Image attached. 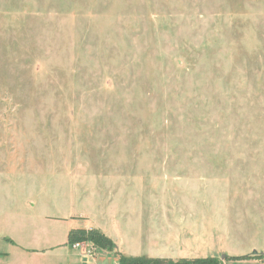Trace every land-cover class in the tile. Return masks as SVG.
I'll return each instance as SVG.
<instances>
[{"label": "rangeland", "instance_id": "rangeland-1", "mask_svg": "<svg viewBox=\"0 0 264 264\" xmlns=\"http://www.w3.org/2000/svg\"><path fill=\"white\" fill-rule=\"evenodd\" d=\"M95 224L264 264V0H0V264Z\"/></svg>", "mask_w": 264, "mask_h": 264}, {"label": "crops", "instance_id": "crops-1", "mask_svg": "<svg viewBox=\"0 0 264 264\" xmlns=\"http://www.w3.org/2000/svg\"><path fill=\"white\" fill-rule=\"evenodd\" d=\"M78 229V228H76ZM84 230H98L102 229L98 224L91 227L80 228ZM72 230V229H71ZM101 230V231H102ZM107 238L112 240L118 239V253L121 254V237L120 235L106 234L102 231ZM8 243V242H7ZM17 254L22 263L32 262L37 264H119L118 257L114 252H107L99 249H93L92 251H83L82 249L75 248L73 245L67 243V236L64 242L59 244L52 243L49 239L31 238L24 244H17L14 246ZM5 257L11 256L10 253H6ZM3 256V255H1Z\"/></svg>", "mask_w": 264, "mask_h": 264}, {"label": "trees", "instance_id": "trees-1", "mask_svg": "<svg viewBox=\"0 0 264 264\" xmlns=\"http://www.w3.org/2000/svg\"><path fill=\"white\" fill-rule=\"evenodd\" d=\"M78 242H89L94 249H99L107 252H114L118 257L119 264H223L214 258H195V259H145V258H130L118 253L114 249L112 241L105 237L97 230L72 229L67 234V243L70 245L78 244ZM229 261V260H228Z\"/></svg>", "mask_w": 264, "mask_h": 264}, {"label": "built area", "instance_id": "built-area-1", "mask_svg": "<svg viewBox=\"0 0 264 264\" xmlns=\"http://www.w3.org/2000/svg\"><path fill=\"white\" fill-rule=\"evenodd\" d=\"M74 247H75V248H79V246H78V245H75Z\"/></svg>", "mask_w": 264, "mask_h": 264}]
</instances>
